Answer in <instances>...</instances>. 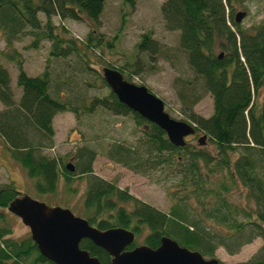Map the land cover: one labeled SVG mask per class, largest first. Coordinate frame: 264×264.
<instances>
[{
  "label": "trees",
  "instance_id": "trees-1",
  "mask_svg": "<svg viewBox=\"0 0 264 264\" xmlns=\"http://www.w3.org/2000/svg\"><path fill=\"white\" fill-rule=\"evenodd\" d=\"M243 2L165 0L159 9L165 30L178 32V47L194 78L178 88L181 113L194 125V134L200 131L206 136L210 152L198 143L173 146L160 128L119 103L110 90L90 97L74 94L77 83L72 76L85 85L83 75H90L104 87L103 67L114 68L123 76L121 68L110 64L100 71L93 67L99 63L93 61L91 51L111 48L116 39L107 40L97 32L105 0H0V38L6 47L25 36L31 38L28 46L33 49L41 42L49 43L44 68L34 76L25 73L14 50L4 55L16 67L15 84L20 89L15 97L8 71L0 65V142L4 153L21 166L40 197L55 195L60 184L73 195V179L81 181L84 191L76 213L99 230L121 227L133 232L128 249L139 245L135 243L138 236L141 245L151 248L166 236L211 258L217 247L232 255L259 237L261 246L239 264H264V17L248 28L235 23V6ZM123 3L132 9L134 0ZM262 3L264 7V0ZM54 17L72 21L84 17L94 28L80 41L63 26L53 25ZM135 49L154 54L158 46L149 34H143ZM71 57L73 64L68 61ZM49 59L65 61L66 75L49 71ZM61 85L71 97L61 95ZM197 88L212 99L208 117L192 111L200 98ZM71 98L80 105H72ZM96 107L116 115L131 114L141 126L134 142L112 140L101 152L134 173L162 171L163 188L170 200L167 212L120 189L115 181L94 174L91 164L97 149L91 146L75 149L72 171L59 155L43 153L53 146L51 120L55 113H92ZM234 191L236 202L231 199ZM19 196L12 181L0 185V264H54L39 254L29 235L11 237L4 211ZM79 247L100 264H111V257L88 239H82Z\"/></svg>",
  "mask_w": 264,
  "mask_h": 264
},
{
  "label": "rangeland",
  "instance_id": "rangeland-1",
  "mask_svg": "<svg viewBox=\"0 0 264 264\" xmlns=\"http://www.w3.org/2000/svg\"><path fill=\"white\" fill-rule=\"evenodd\" d=\"M165 0H134L133 8H127L123 0H105L103 11L98 19L99 27L97 32L105 39H116L112 41L111 48L96 47L92 52L93 67L100 71L105 65L119 67L123 71L124 78L136 85H143L152 94L161 99L163 110L169 117L191 124L181 113V102L177 96L179 86L183 81H193V76L186 63L184 52L178 47V32L167 31L163 27L160 17V6ZM234 13H244L240 20L243 28L258 24L264 17L262 0H244L242 5H236ZM39 17L41 15L39 14ZM42 22L44 21L41 17ZM53 25L63 26L69 34L80 41L94 28L86 18L80 21L61 20L57 17L52 19ZM143 34H149L151 39L157 43L158 49L154 54L136 51L135 45ZM31 38L28 36L19 38L10 47L4 45L0 38V65L6 68L10 77V86L14 90L15 97H18L20 89L15 84L16 67L13 62L5 59L4 55H11L13 50L22 61V68L29 76H34L44 68L49 43L41 42L37 49L28 45ZM70 64L74 59L69 58ZM65 61L49 59L48 70L53 73L66 75L69 69ZM138 69V70H135ZM73 77V76H72ZM77 86L74 94L90 97L92 95H105L109 88L101 86L100 79H91L90 75H83L86 84H82L77 78ZM86 86V87H85ZM61 88V89H60ZM60 93L64 97H71V93L60 86ZM264 90V89H263ZM200 98L193 104L192 111L202 117H208L212 113V99L208 93H202L197 88ZM72 99V98H71ZM72 105H80L79 100H70ZM0 109L2 105L0 103ZM53 146L44 149L43 153L48 156L59 155L64 163H75L73 154L77 147L88 145L97 149L92 161L93 173L107 181H115L120 189H125L137 199L153 206L154 208L167 212L170 200L163 188L164 173L152 169L145 170V174L134 173L133 171L115 163L102 154V149L107 142L112 140H125L134 142L140 136L141 126L137 125L131 114L116 115L96 107L92 113L81 112L74 115L69 111L57 112L53 115ZM202 132L185 137L189 144L197 145V137ZM135 139V140H134ZM202 147L212 151V146L205 140ZM0 142V185L13 182L15 190L21 195L39 200L46 205H57L69 209L74 215L79 210V202L82 199L84 184L73 179L71 186L76 192L70 195L61 184L55 195L48 194L40 197L36 194L32 180L26 177L21 166L12 160ZM169 178V177H168ZM170 179V178H169ZM167 183V182H166ZM237 192L232 194L233 201L238 200ZM77 210V211H76ZM7 214L11 226V237L14 239L29 235L28 228L24 226L18 217L10 212ZM135 243L141 245V236L135 238ZM262 244L257 237L250 243L244 244L235 254H227L222 247H217L213 252V258L221 264H239L247 260ZM204 258L209 256L202 255Z\"/></svg>",
  "mask_w": 264,
  "mask_h": 264
},
{
  "label": "water",
  "instance_id": "water-1",
  "mask_svg": "<svg viewBox=\"0 0 264 264\" xmlns=\"http://www.w3.org/2000/svg\"><path fill=\"white\" fill-rule=\"evenodd\" d=\"M244 15L236 13L234 22L239 23ZM101 78L119 103L160 128L173 146H184L185 137L194 134V125L169 117L161 99L145 86L125 80L114 68L103 67ZM205 139L202 134L197 137V143L203 145ZM65 167L73 170L70 163ZM7 211L28 228L39 254L54 264H100L96 257L79 247L82 239L103 249L111 257V264H219L217 259L204 258L198 251L180 246L166 236L159 239L155 248L137 245L128 249L134 239L130 230L121 227L99 230L68 208L49 206L25 195L14 198Z\"/></svg>",
  "mask_w": 264,
  "mask_h": 264
}]
</instances>
